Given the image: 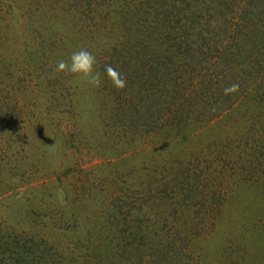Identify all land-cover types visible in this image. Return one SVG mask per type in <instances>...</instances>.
<instances>
[{
    "label": "rangeland",
    "instance_id": "obj_1",
    "mask_svg": "<svg viewBox=\"0 0 264 264\" xmlns=\"http://www.w3.org/2000/svg\"><path fill=\"white\" fill-rule=\"evenodd\" d=\"M125 2L102 0L101 15L123 17ZM233 2L200 4L198 15L209 22L195 25V33L233 34L232 20L239 22L243 5ZM70 5L69 18L45 1V22L36 13L27 19L23 0H0V57L16 83L17 104L12 106L7 87L1 89L13 123L0 127V264H264V124L250 122L246 105L219 117L214 112L213 121L204 123L212 103H225L233 62L230 69L223 66L217 58L223 53L213 48L218 64L202 57L201 63L194 37L187 58L174 59L170 71L164 65L165 83H157L147 66H161L159 50L173 59L179 46L166 48L165 39L149 36L152 29L134 19L132 35H147L142 56H150L130 67L131 74L123 75L127 86L117 90L102 76L103 60L116 42L111 31L120 20L78 35L81 11ZM179 32L181 38L188 34ZM81 48L96 56L99 86L56 70ZM35 63L53 67L46 74ZM178 75V95L193 98L187 112L180 110L186 101L174 107L172 99L169 108V100L163 103L171 99ZM151 87L158 88L156 95L134 117L133 108H143L138 100ZM107 91L111 101L120 100L118 109L102 100ZM15 239L29 242L22 255L10 258L3 249L11 250Z\"/></svg>",
    "mask_w": 264,
    "mask_h": 264
},
{
    "label": "trees",
    "instance_id": "obj_2",
    "mask_svg": "<svg viewBox=\"0 0 264 264\" xmlns=\"http://www.w3.org/2000/svg\"><path fill=\"white\" fill-rule=\"evenodd\" d=\"M47 0H23V11L24 14L27 15V19L30 18L31 14H39V17H42L41 19L45 21L43 17L45 15H41L44 13L43 7L44 3ZM53 1L54 4L60 8L59 14H66L70 18L71 12H73V5L70 4L73 3L76 11H81L78 13H81L82 16L79 17V24L76 27V32L81 34H87L91 35L93 33L100 30V27L97 25L102 26L103 23L107 24L111 27L112 23L115 18L119 19L120 23L116 25L115 30H112L111 32H115L114 35H117L116 42H114L113 46L111 47V51L109 54H106L105 59L103 60V70L105 65L111 64L114 68H116L122 75L129 76L131 73L129 72V69L132 65H135L137 68L140 63H143L149 56L150 52L144 56H142V52L145 53L147 48L144 47V39L147 37L145 34L143 39L138 38L135 33L132 35L133 31V20L135 19V22H139L143 25H147V27L152 31V34H149V36H153V38H156L158 41H162L161 43H166V48H172V46H176V44L179 47H175L176 50H179L180 54H176V57L173 59H166L165 51L159 50V55L157 54L159 60H157L158 63L161 64V66H155L152 65V70H149V65L147 66L146 71L149 73L152 72L154 75V78L157 83H165L166 75L164 71V65L167 67H170L167 69V71H170L172 69L171 66L172 62L175 59V62H177L179 58L178 56H182L181 58H187L185 55V52L188 51L190 48V43H195V38L197 42L195 44H200L199 48H201L198 52L197 58L200 60L202 57L203 62L206 64H211L213 61V58L215 59L214 64L217 65L218 62L216 61L215 52L217 49L221 53H223V57H221L218 53L217 58L223 61V66L228 67L230 69L231 61L233 62L232 69L226 74L227 76L232 77L231 85L232 84H239V89L237 92L233 93L232 95H226L224 96V102L221 105L213 104L211 105V109L208 113H206L207 118L204 123H208L210 121H213V118L215 116L214 112L216 113V116L219 117L221 114H223L224 111L226 113L231 108V111L233 109H241L243 106H247L248 109H245L244 112H251V121L250 122H256L264 124V0H234L233 3H235V6H238V4L241 3L243 5L241 7V11L239 10V22L233 23L232 20V33H227L226 30L223 32L215 30L211 33L209 31L199 30L197 33H195V28L197 25L202 24L205 26L207 22H209L205 15H198L200 4L201 8L204 7L205 0L201 1L199 4L198 1L195 0H150L149 3H142V0L138 1H128L127 5H129V8L125 5L127 8H124V15L123 17H116V14L112 11H106L102 13V6L100 5L102 3V0H50ZM56 1V2H55ZM227 0H220V2H224ZM70 2V3H68ZM244 2V3H243ZM146 5L145 7H142V5ZM187 5L184 6L183 5ZM193 5V7H190L188 5ZM199 4V5H198ZM182 14V15H181ZM181 15V16H180ZM199 16V19L197 17ZM113 17V18H112ZM243 18V19H242ZM175 20L179 22V25L176 28H173L172 25H174ZM47 22V21H45ZM68 22V21H67ZM114 22V21H113ZM229 23V19H225V26ZM96 24V25H95ZM196 25V26H195ZM73 26L70 24L66 25L64 28L67 30H70ZM215 27V23H214ZM187 30L188 34L186 32L184 37H180L179 30ZM219 29V27H217ZM230 30V29H229ZM203 34V35H202ZM110 36V34H108ZM224 35V38L222 39L221 36ZM229 35H232L229 37ZM155 36V37H154ZM195 37V38H194ZM170 43H173L175 45H172ZM202 43V45H201ZM147 46V45H146ZM179 48V49H178ZM173 49V48H172ZM203 49V50H202ZM154 50H157L155 48ZM184 51V52H181ZM68 57H70L69 54H67ZM165 56V57H164ZM172 56V55H171ZM209 56L207 59L204 60L205 57ZM67 59L63 55L59 56V59ZM196 59V57H195ZM217 59V60H218ZM183 60V59H181ZM186 60V59H185ZM202 63V61L200 60ZM230 62V64H229ZM155 63V62H154ZM153 63V64H154ZM8 61L7 59H3L0 57V127L10 126V124L13 123L10 118V112L6 113L5 110H7V105L4 102V99H2V95L4 94V91L1 89L8 88V92L10 93L8 96L10 99H12V106L17 107V104L15 102V96H12L16 83L14 82V79L12 76H9V73L6 71L8 70ZM35 70L43 69V72L48 74L49 71H51L52 67L51 64H48L45 66L40 63H35L34 65ZM196 66V65H195ZM182 68V67H181ZM211 66L208 67V70H210ZM6 77L4 80L1 78L3 75ZM143 71V70H142ZM42 72V73H43ZM104 72V71H103ZM133 72V70H132ZM146 72L144 71L143 74ZM101 74V73H100ZM137 74L139 72L137 71ZM141 74V75H143ZM169 75V73H168ZM144 77V81L146 80V83H149V79ZM177 77L179 78V75L174 78V84H172V80L169 81V84L173 86L172 92H169V96H171V99H165L163 103H165L166 100H169L168 104L170 103V100L173 99L174 102H172V106L177 107L178 101L185 102L181 106V111L187 112L188 109L186 108L193 100L191 96H185L184 98L181 97V95H178L180 82L177 80ZM102 78H105V80H108L106 77V74L103 73ZM179 82V84L177 83ZM190 81H188L189 83ZM108 83L111 84V82L108 80ZM144 84V83H143ZM191 84V83H189ZM160 85V84H158ZM157 85V87H158ZM183 85V81H182ZM190 86L188 85L187 89H190ZM171 87V86H170ZM191 90V89H190ZM151 93L146 95H142V99L138 100L139 103L143 105V108H133L134 115L131 114L133 111L129 113V115L140 116L142 113L140 112L142 109H147L149 105V100L153 98V95H156V91H158V88L155 89V92L153 91L151 87ZM154 92V93H153ZM192 92V91H191ZM167 94V93H166ZM165 94V97L167 96ZM231 94V93H229ZM110 92L107 91L104 96H102V100L105 98H108L106 101L107 108L109 107V103L111 104V108L115 107L118 109V107L121 106V102L119 101H111L112 99L110 97ZM140 96V95H139ZM115 97V96H114ZM164 97V98H165ZM119 97H116V99ZM183 98V99H182ZM245 101V104H244ZM158 107L163 105L162 102L157 101ZM127 103V106L129 107L130 101L124 100L123 104ZM134 104V102H132ZM136 104V103H135ZM196 104V105H195ZM195 106H201L198 103H193ZM227 105V106H226ZM179 106V105H178ZM145 107V108H144ZM170 105L168 106V108ZM225 107V108H224ZM190 110V109H189ZM129 111V110H128ZM171 112V108L168 110ZM167 111V112H168ZM261 111V112H260ZM168 112V116H170V113ZM172 111V115H174ZM126 116V120L128 119ZM205 115V114H204ZM259 115V117H256ZM115 118V117H113ZM113 118H110L113 119ZM203 123V124H204ZM172 127V126H171ZM1 130V129H0ZM14 236V235H12ZM10 238L11 236H7ZM2 239V238H1ZM29 241L20 242L18 239L14 240L13 244V251L12 249H9V245H6V247L3 249L5 251L9 252V257L14 258V255H22L21 251H24L26 246L28 245ZM3 243V242H2ZM14 254V255H13Z\"/></svg>",
    "mask_w": 264,
    "mask_h": 264
},
{
    "label": "clouds",
    "instance_id": "obj_3",
    "mask_svg": "<svg viewBox=\"0 0 264 264\" xmlns=\"http://www.w3.org/2000/svg\"><path fill=\"white\" fill-rule=\"evenodd\" d=\"M96 56L86 48H81L74 51L67 61L60 60L57 64V71L64 73L68 72L75 76L86 77L88 83L93 86L101 84V76L96 71ZM104 73L111 82L112 86L117 90H122L127 86L126 78L111 64L104 67ZM239 84H232L224 89L225 95L237 92Z\"/></svg>",
    "mask_w": 264,
    "mask_h": 264
}]
</instances>
